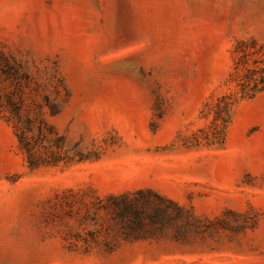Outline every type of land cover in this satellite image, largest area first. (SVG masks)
<instances>
[{"label": "rangeland", "instance_id": "obj_1", "mask_svg": "<svg viewBox=\"0 0 264 264\" xmlns=\"http://www.w3.org/2000/svg\"><path fill=\"white\" fill-rule=\"evenodd\" d=\"M240 41L264 0H0V264H264V92L211 127ZM140 189L198 221L126 236Z\"/></svg>", "mask_w": 264, "mask_h": 264}, {"label": "trees", "instance_id": "obj_2", "mask_svg": "<svg viewBox=\"0 0 264 264\" xmlns=\"http://www.w3.org/2000/svg\"><path fill=\"white\" fill-rule=\"evenodd\" d=\"M247 42L240 41L236 52L238 58L232 74V80L238 86L237 95L224 99L223 105L216 110L212 123V136L215 140H223L224 132L230 118L232 106L245 98L254 97L259 92H264V46L251 53L246 51ZM251 44H257L251 39ZM263 50L262 54L256 56ZM19 140L26 148L29 167L36 168L44 161L37 157L33 147L29 146L25 137L19 134ZM56 162V161H54ZM55 164V163H54ZM153 196V199L150 197ZM114 219L122 233L126 236H138L141 233L150 232L152 226L162 227L166 219H174V226L180 232L187 223L198 221L193 211L179 205L158 193H152L150 189H140L130 194L111 196ZM168 208H174V213H168ZM168 216V217H167ZM178 237V235L176 236Z\"/></svg>", "mask_w": 264, "mask_h": 264}]
</instances>
